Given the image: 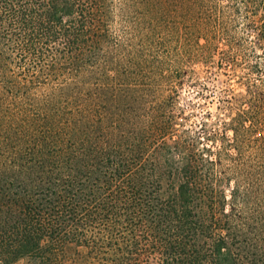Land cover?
Wrapping results in <instances>:
<instances>
[{
    "label": "trees",
    "instance_id": "1",
    "mask_svg": "<svg viewBox=\"0 0 264 264\" xmlns=\"http://www.w3.org/2000/svg\"><path fill=\"white\" fill-rule=\"evenodd\" d=\"M130 1L150 25L174 27L236 2L0 0V262L264 264V138L260 187L239 182L227 201L212 181L222 153L168 137L166 99L147 110L148 59L110 27ZM241 1L247 26L262 14L252 29L264 54V0ZM260 97L224 121L226 155L264 133Z\"/></svg>",
    "mask_w": 264,
    "mask_h": 264
},
{
    "label": "rangeland",
    "instance_id": "2",
    "mask_svg": "<svg viewBox=\"0 0 264 264\" xmlns=\"http://www.w3.org/2000/svg\"><path fill=\"white\" fill-rule=\"evenodd\" d=\"M241 2L224 1L214 11V15L221 17H214L208 24L174 27L172 19L171 26L165 20L161 25H150L137 3L130 1L124 10L114 11L110 26L124 46L148 59L141 70L148 88L147 110L153 113L150 103L166 99L164 110L172 121L168 137L182 141L186 136L199 137L200 145L211 149L212 158L222 153L215 164L217 174L212 181L216 191H222L227 201L231 197L230 189L237 183L250 184L254 189L260 187L262 181L258 153L255 154L264 138L262 130L253 131L242 148H231L229 155L221 149V142L228 143L227 139L232 136L231 131L224 133V121H229L240 109L247 110L249 102L261 104L260 91L264 90V69L255 67L259 61L264 65V54L253 47L255 31L252 29L260 22L262 14L259 11L249 15L248 27L242 17L246 9L241 8L239 12L235 9ZM206 48L212 53H206ZM72 251L66 249L68 253ZM8 264L30 262L19 258Z\"/></svg>",
    "mask_w": 264,
    "mask_h": 264
}]
</instances>
